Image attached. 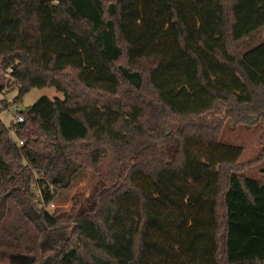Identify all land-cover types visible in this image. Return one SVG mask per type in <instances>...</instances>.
<instances>
[{
	"label": "trees",
	"instance_id": "16d2710c",
	"mask_svg": "<svg viewBox=\"0 0 264 264\" xmlns=\"http://www.w3.org/2000/svg\"><path fill=\"white\" fill-rule=\"evenodd\" d=\"M262 28L264 0H0L16 99L64 95L20 110L16 138L0 123V264L56 247L58 264H264V179L235 171L243 146L195 121L264 88V39L230 49ZM110 154L108 186L37 214ZM65 222L77 243L58 240Z\"/></svg>",
	"mask_w": 264,
	"mask_h": 264
},
{
	"label": "rangeland",
	"instance_id": "374dc122",
	"mask_svg": "<svg viewBox=\"0 0 264 264\" xmlns=\"http://www.w3.org/2000/svg\"><path fill=\"white\" fill-rule=\"evenodd\" d=\"M263 39L264 28L242 41L231 42L230 49L234 54L238 55ZM118 64L127 65V61L125 58H122ZM63 78L68 79V77L64 76ZM0 82L7 85L5 90L0 93V123L1 126L9 130L14 138H16L14 127L16 123L15 117L18 111L24 110L42 96H49L52 99L55 97L64 98L61 91L54 86H49L44 88L34 87L23 96V99H16L18 83L11 77L10 69L8 68L6 70L3 68L1 59ZM252 89L254 92L252 104L237 107L232 103V100L226 103L221 102L214 110L207 112L202 118H197L195 121H202L214 126L220 140L243 146V154L233 166L235 171L244 176L264 179L262 174V168H264V88ZM90 94V97H94L97 95V92H90ZM245 114L250 116L256 115V117L254 120H250ZM114 157L110 154L104 160L101 166L102 172H97V169L91 166L86 167L81 174H78L69 187L57 191L55 199L50 204L38 206L39 210L37 214H40V210L43 208L52 214L68 213L77 195L83 194L84 196H89L94 193L95 189H103L104 185L108 186V176L105 177L104 174H109ZM33 190L36 193V197L40 196V190L37 186H33ZM73 226L74 224L71 222H65L61 225V229L58 232V240L62 244H66L70 238L72 239V244L74 241L76 243L78 242L76 235L72 233ZM49 256L54 257V259L49 258ZM45 259L47 264H58L57 247L46 251L42 257L38 255L37 263H42Z\"/></svg>",
	"mask_w": 264,
	"mask_h": 264
},
{
	"label": "built area",
	"instance_id": "2783aa9c",
	"mask_svg": "<svg viewBox=\"0 0 264 264\" xmlns=\"http://www.w3.org/2000/svg\"><path fill=\"white\" fill-rule=\"evenodd\" d=\"M10 72H12V69H10ZM15 120H16V122H22V121L24 120V116L22 115V113H21L20 111H18V112L16 113ZM16 142H17V144H19V145H22V144H23V140H17V139H16Z\"/></svg>",
	"mask_w": 264,
	"mask_h": 264
},
{
	"label": "water",
	"instance_id": "95a60500",
	"mask_svg": "<svg viewBox=\"0 0 264 264\" xmlns=\"http://www.w3.org/2000/svg\"><path fill=\"white\" fill-rule=\"evenodd\" d=\"M27 260L30 262V264H33V257H27ZM41 264H46V259L41 263Z\"/></svg>",
	"mask_w": 264,
	"mask_h": 264
}]
</instances>
